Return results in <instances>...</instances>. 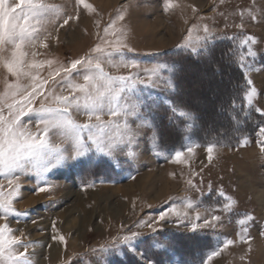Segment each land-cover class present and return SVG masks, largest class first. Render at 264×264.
<instances>
[{
  "label": "rangeland",
  "instance_id": "1",
  "mask_svg": "<svg viewBox=\"0 0 264 264\" xmlns=\"http://www.w3.org/2000/svg\"><path fill=\"white\" fill-rule=\"evenodd\" d=\"M86 2L93 6L94 12L77 5L76 0H47L49 4L62 6L64 15L48 26L47 48L28 49L29 53H38L37 61H56L51 68L45 66L39 70L42 78L48 79L49 72L55 68L66 67L71 61L90 54L104 39H113L104 37L103 31L113 21L116 27L126 31V42L132 49L123 50L127 59L138 61L141 69L157 64H168L174 69V63L181 64L184 57L177 60L161 54L190 51L179 46L192 29L193 42L205 35L210 37L207 43L222 38L238 39L245 49L241 54L243 62L239 59L241 68L247 84L248 80L252 82L249 88L256 89L251 107L264 111V0H173L174 7L167 12L164 0ZM77 15L78 19L60 27L66 16ZM120 15L124 16L122 21L118 19ZM246 37L254 38L255 43L249 41L242 45ZM205 45L203 39L195 44L199 51ZM248 48L256 55L249 56ZM3 55L9 56L10 52ZM172 60L176 61L170 63ZM106 70L113 74L129 71ZM171 75L172 71H163L156 86L145 90L139 118L129 121L134 129L141 121L151 125L137 129L134 159L129 160L120 153L118 163L89 165L69 160L47 172L28 171L12 178L13 184L19 186L13 207L20 215L8 214L5 219L0 212V225L7 223L13 230L12 235L20 237L23 245H31L27 249L31 264H130V261L132 264H148V261L202 264L207 254L217 250L225 239L236 243L222 249L209 264H264V235L261 234L264 233V156L258 143L264 138L247 137L245 145L240 142L235 147L200 141L192 130L195 119L188 108L201 115L202 128L208 123L225 126L211 106L218 99L219 91H224L221 82L226 76L215 75L210 67L201 65L185 69L177 75L179 92L170 101L174 90ZM6 79L14 78L0 67V92L5 90ZM21 82L27 84L28 80ZM46 87L55 88L57 94H68L61 92V85L50 82ZM34 107H39V101ZM173 107L191 116H181L179 111L174 113ZM171 113L177 118H172L173 126L168 127L163 117H171ZM73 117L80 123L87 120L76 112ZM22 119L32 132L37 131L34 113ZM103 119L107 121L109 117L105 115ZM189 124L191 128L187 127ZM51 139L53 143L60 142L56 136ZM209 144H215L211 160L207 151ZM189 147L192 151H187ZM176 151L183 152L179 163L174 159ZM189 180L194 187L188 184ZM0 185L5 192L10 191L8 178L0 176ZM46 186H50L48 190H38ZM221 191L235 203L231 212L212 213L221 216L215 229L206 227L191 232L183 225L178 227L175 216H170L167 223L162 222V230L155 233L148 227H136L142 221L151 222L171 206L184 211L185 197L200 201L201 212L205 206L219 208L225 202V197L219 195ZM188 211L189 216L195 215L194 211ZM246 215L254 219L245 226L239 225L238 220ZM242 227L248 228L247 235L252 238L249 243L240 241ZM131 232L140 233L134 243L137 252L143 253V259L122 244L107 253L93 251L110 247ZM60 236L64 242L59 240ZM156 243L166 244L167 250H158ZM16 251L23 252L24 248L18 245Z\"/></svg>",
  "mask_w": 264,
  "mask_h": 264
},
{
  "label": "snow or ice",
  "instance_id": "2",
  "mask_svg": "<svg viewBox=\"0 0 264 264\" xmlns=\"http://www.w3.org/2000/svg\"><path fill=\"white\" fill-rule=\"evenodd\" d=\"M76 3L89 11H95L86 0H76ZM173 7V0H164L166 12ZM63 15L62 6L49 4L47 0H16L15 3L12 0H0V67L14 78L12 81L6 79L5 90L0 92V176L9 179L10 188V191L5 192L3 185H0V212L4 214L5 219L8 214L20 215L13 207L19 186L13 184L12 178H18L17 173L47 172L69 160L89 165L96 162L118 163L120 153L129 160L134 159L136 155L134 146L139 135L137 129L151 125L147 121H141L134 129L129 121L131 118H139L144 106L145 90L156 86V81L161 78L163 71H173L172 66L168 64H157L141 69L138 61L127 59L123 55V50L132 49L126 42V31L123 27H116L113 21L103 30L104 37L111 36L113 39H104L103 43H98L90 54L71 61L66 67L61 65L55 68L49 72L48 79L42 78L39 70L45 66L51 68L56 61L52 59L37 61L35 57L38 53L36 51L29 53L28 49L37 46L47 48V37L50 35L48 26L55 24ZM74 18L78 19L79 16H66L60 27ZM118 19L122 21L124 16L120 15ZM204 32L208 33L207 26L204 27ZM191 34L192 29H189V36L179 47L187 48L195 54L200 50L195 44H199L201 39L207 43L210 37L205 35L193 42ZM249 41L255 43L254 38L246 37L241 44H247ZM5 52H10V55L4 56ZM247 54L256 55L251 48H248ZM243 59L241 55V63ZM106 68L117 71L124 68L129 71L127 74H113ZM25 79L28 80L27 84L21 82ZM50 82L61 85V92L67 91L68 94H57L55 88L46 87ZM251 83V80H248V84ZM255 95L254 87H250L244 93L249 106ZM37 101L39 107H34ZM256 110L264 115V111ZM172 111L174 113L179 111L181 116H191L190 113L177 110L175 107ZM73 112L86 116V122L77 121L73 117ZM29 113L36 116V132H32L22 119ZM105 115L109 117L107 121L103 119ZM187 127L191 128L192 125L189 124ZM257 134L264 138V125L259 127ZM52 136L58 137L60 142L53 143ZM246 143L247 138L241 141L242 146ZM258 143L261 152H264V139ZM214 147L215 144H209L207 147L209 160L212 159ZM187 151L192 149L189 147ZM182 156V151H176L175 161L181 162ZM188 184L194 187L191 180ZM48 187L50 186L40 187L38 190L43 192L48 190ZM219 195L225 197L222 191ZM200 203L185 197L182 201L184 211L171 206L161 211L151 222L142 221L136 227H148L155 233L162 230V222L167 223L170 216H175L177 226L188 227L191 232L206 227L215 229L221 216L212 213L231 212L235 201L231 197H225L221 207L205 206L203 212L199 210ZM188 210L194 211L195 215L189 216ZM204 213L209 215L205 216ZM253 219L251 215H246L238 220V224L245 226ZM12 231L7 223L0 225V262L31 264L27 252L31 245H23L20 237L11 234ZM247 233L248 228L242 227V233L239 234L241 242H250L252 238ZM139 237V232H131L112 246H102L93 251L107 253L122 244L143 259V253L137 252L134 243ZM59 240L64 242V237L60 236ZM234 243L236 241L225 239L217 250L207 254L202 264H209L222 249ZM18 245L24 248L23 252L16 251ZM155 247L158 250H167V245L163 243H156ZM148 264L154 262L148 261Z\"/></svg>",
  "mask_w": 264,
  "mask_h": 264
},
{
  "label": "trees",
  "instance_id": "3",
  "mask_svg": "<svg viewBox=\"0 0 264 264\" xmlns=\"http://www.w3.org/2000/svg\"><path fill=\"white\" fill-rule=\"evenodd\" d=\"M244 52L245 49L239 45L238 39L231 37L206 43L205 48L195 54L191 51H173L161 54L162 57L177 58V60L184 57L181 64L180 62L175 64L174 61L176 60L170 62L175 65L171 75L174 90L170 101L176 99L179 92L180 82L176 79L177 75L185 69L197 68L201 65V67H210L215 75L220 76L223 73L226 76L221 82L224 91H219L218 99L211 106L213 113L219 115L225 122V126L220 123L213 125L208 123V126L202 128L201 115L187 107L195 119L192 129L194 135L200 137L199 139L203 143L213 142L223 146L235 147L243 139L258 135L259 127L264 125V115L247 105L244 98V93L249 89L239 61L241 54ZM210 62L213 64H210ZM170 115L171 117H163L168 127L173 126L172 118H177L174 113ZM221 119L218 118V121H221ZM262 154L264 156V152ZM132 263L130 261V264Z\"/></svg>",
  "mask_w": 264,
  "mask_h": 264
}]
</instances>
